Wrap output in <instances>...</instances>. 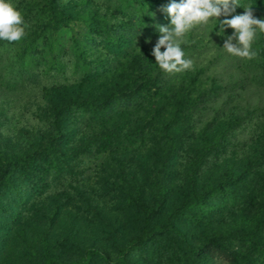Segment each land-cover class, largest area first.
I'll return each instance as SVG.
<instances>
[{"label":"rangeland","instance_id":"rangeland-1","mask_svg":"<svg viewBox=\"0 0 264 264\" xmlns=\"http://www.w3.org/2000/svg\"><path fill=\"white\" fill-rule=\"evenodd\" d=\"M13 3L23 13L39 0ZM58 3L72 8L71 21L57 35L61 43L83 31L82 21L92 16L125 22L100 0ZM208 34L207 27L197 26L182 38L193 64L180 75L192 74L195 86L219 70L210 64L215 48L208 44ZM257 93L249 88L242 102L247 104L250 97L255 103ZM155 113L151 109L142 114L141 125L140 118L122 124L121 136L135 128L141 132L120 137L126 144L112 153L115 156H81L62 179L49 178L41 193L22 194L14 203L0 196V264H75L89 250L113 263L143 228L153 226L157 231L148 239L150 248L130 252L126 263L264 264V110L250 119L238 138L239 152L212 153L199 160L201 153L190 151L199 140H181L179 131L161 125ZM160 115L167 117L168 109ZM41 118L36 106L21 98L5 102L0 107V158L17 157L31 143L43 146L47 138ZM135 189L139 203L127 206L125 195L133 196ZM182 202H192L190 209L171 216ZM153 249L161 254L158 261L151 260Z\"/></svg>","mask_w":264,"mask_h":264},{"label":"trees","instance_id":"trees-1","mask_svg":"<svg viewBox=\"0 0 264 264\" xmlns=\"http://www.w3.org/2000/svg\"><path fill=\"white\" fill-rule=\"evenodd\" d=\"M100 2L112 8V15L124 18V24L92 16L82 21L83 31L61 43L57 35L71 21L68 11L72 8L61 6L58 0H39L38 5L28 6L21 13L25 35L19 41L0 40V107L12 98L36 106L44 124L43 138H47L43 146L31 143L17 157L0 158V196L13 203L22 194L41 193L49 178L53 182L62 179L64 172L75 169L81 156H112L125 147L120 137L141 132L135 128L121 136L122 124L141 120V115L151 109H155L154 117L162 118L161 125L179 131L181 140H199L190 149L191 153H201L197 160L212 153L228 152V156L239 152L238 138L250 119L264 110V32L257 33L252 45L257 54L249 60L228 54L221 47L232 29L226 28L225 35H220L215 24L207 26L208 44L215 48L210 64L219 70L206 76V83L195 86L192 74L181 77L180 72H164L151 55L159 36L157 26L168 23L161 11L168 0ZM251 4L253 14L264 19V0H251ZM242 11L236 9L237 13ZM149 37L150 42H146ZM181 47L189 59V48ZM249 88L258 92L257 104L250 97L247 104L242 102V94ZM167 109L164 118L160 114ZM251 110L254 112L249 113ZM212 126L215 132L209 136ZM137 194L135 189L133 196L125 195L127 206L139 203ZM191 205L178 204L171 216L189 210ZM156 231L155 226L143 228L113 263L89 250L75 264H128L126 256L149 249L148 239ZM160 255L153 249L151 260L158 261Z\"/></svg>","mask_w":264,"mask_h":264},{"label":"clouds","instance_id":"clouds-1","mask_svg":"<svg viewBox=\"0 0 264 264\" xmlns=\"http://www.w3.org/2000/svg\"><path fill=\"white\" fill-rule=\"evenodd\" d=\"M237 8L243 11L237 13ZM161 11L167 15L168 23L157 26L159 36L151 55L164 72L192 67L193 61L185 58L181 44L182 38L197 26L215 24L220 35H225L226 28L232 29L221 46L228 54L249 60L257 54L252 45L257 33L264 32V19L253 14L251 0L247 4L242 0H168ZM24 35L23 17L13 0H0V40L19 41ZM150 40L146 38V42Z\"/></svg>","mask_w":264,"mask_h":264}]
</instances>
